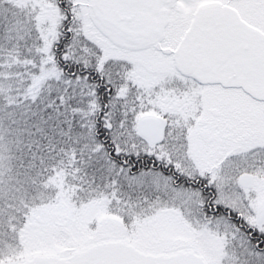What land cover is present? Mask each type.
I'll return each mask as SVG.
<instances>
[{
  "label": "snow or ice",
  "instance_id": "6c2138e0",
  "mask_svg": "<svg viewBox=\"0 0 264 264\" xmlns=\"http://www.w3.org/2000/svg\"><path fill=\"white\" fill-rule=\"evenodd\" d=\"M0 264H264V0H0Z\"/></svg>",
  "mask_w": 264,
  "mask_h": 264
}]
</instances>
